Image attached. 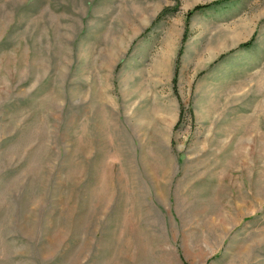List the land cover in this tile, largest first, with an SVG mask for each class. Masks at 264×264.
Segmentation results:
<instances>
[{"label":"rangeland","instance_id":"rangeland-1","mask_svg":"<svg viewBox=\"0 0 264 264\" xmlns=\"http://www.w3.org/2000/svg\"><path fill=\"white\" fill-rule=\"evenodd\" d=\"M0 264H264V0H0Z\"/></svg>","mask_w":264,"mask_h":264},{"label":"trees","instance_id":"trees-1","mask_svg":"<svg viewBox=\"0 0 264 264\" xmlns=\"http://www.w3.org/2000/svg\"><path fill=\"white\" fill-rule=\"evenodd\" d=\"M217 3H219V2H216V3H214V4H207V5H198V6H196L192 11H190V12L188 13V16H189V18H190L191 16H193V15H194L195 13H197V12L208 10V9L212 8L213 5H215V4H217ZM251 44H252V42L245 43V44H243V45L241 46V48H247V47L251 46Z\"/></svg>","mask_w":264,"mask_h":264}]
</instances>
